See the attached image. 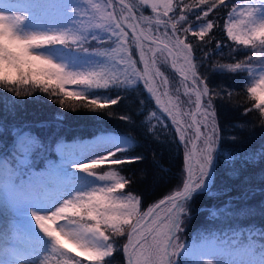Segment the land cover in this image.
<instances>
[{
  "label": "snow or ice",
  "instance_id": "6c2138e0",
  "mask_svg": "<svg viewBox=\"0 0 264 264\" xmlns=\"http://www.w3.org/2000/svg\"><path fill=\"white\" fill-rule=\"evenodd\" d=\"M49 8L56 10L54 15H44ZM261 10L264 0L243 4L234 0H104L103 5L97 0L54 4L0 0V91L34 100L37 93H43L65 111H77L79 102L83 110L114 117L112 106L121 97L105 100L85 90L143 81L171 127L166 121L161 123L166 130L174 129L178 146L183 147L180 183L145 208L131 191L135 181L119 168L143 156L114 159L127 151L121 147L81 162L79 157L92 142L58 140L49 148L32 132L11 128L10 154L0 158V204L11 213L12 244L0 249V264H108L116 252L123 254L126 264H264V243L256 244L250 231L247 243H239V232L232 237L225 232L224 238L216 233L202 235L199 243L190 246L182 242L190 201L200 194L216 195L211 186L221 159L228 166L226 175L241 178L247 186L240 198L251 199L259 191L250 186L251 176L246 173L264 165V145L238 154L222 150L226 140L239 142L236 136L222 135L218 120L220 106H235L236 97L229 88L213 86L212 77L235 73L243 78L252 101L244 114L257 113L253 123H259L264 133ZM222 13L226 20L220 19ZM94 29L103 30L109 38L98 39L91 34ZM217 33L226 34L232 43L218 41ZM238 46L248 50L243 58L236 55ZM89 55L106 58L110 66L69 69L68 60ZM225 55L226 63L221 62ZM161 66L179 79H170ZM11 103L14 111L16 101ZM118 118L131 123L128 115ZM149 132L154 133L151 128ZM118 143L130 141L118 138ZM47 151L59 160L47 158ZM101 165L108 167L98 172ZM260 176L264 178V172ZM87 178H93L88 181L93 187L76 191L54 207L59 199L54 193L75 188ZM230 206L231 200L219 212L230 215ZM245 211L255 213L254 208L241 210ZM212 214L216 216L217 211ZM194 247L202 250L199 255L193 254Z\"/></svg>",
  "mask_w": 264,
  "mask_h": 264
},
{
  "label": "trees",
  "instance_id": "16d2710c",
  "mask_svg": "<svg viewBox=\"0 0 264 264\" xmlns=\"http://www.w3.org/2000/svg\"><path fill=\"white\" fill-rule=\"evenodd\" d=\"M46 1L49 2V0ZM52 1L54 0H50V3H53ZM240 1L234 0L236 3ZM58 2L61 0H55V3ZM72 2L76 3L79 0H72ZM97 2L103 5L104 0H97ZM144 11L145 14L150 13L149 9H144ZM55 12L54 8H49L45 10L44 15L52 16ZM220 19L226 20L227 17L222 13ZM91 34L98 39L109 38L103 30L94 29ZM217 36L218 41L222 40L225 45L232 43L227 39L226 34L217 33ZM218 41H214V43ZM238 48L239 51L236 55L243 58L248 50L243 46H238ZM223 51L227 54V47ZM86 59L93 62L91 70L110 66L108 65L109 61L104 57L89 55ZM221 62H228L227 55ZM162 70L170 79H179L170 68L164 67ZM212 84L213 86L220 84L233 90L236 97L232 102L235 106H220L218 120L222 128V135L225 137L236 136L239 138V142L226 140L222 150L230 154H238L250 148H259L264 145V133L261 132L259 123H253L257 113L244 114V109L250 106L252 101L246 95V82L243 78L235 73H219L212 77ZM85 92L89 96L105 100L121 97L119 103L112 106L111 111L114 112V117L103 112L83 110L79 102H76L77 111H65L58 104L46 99L43 93H37V99L34 100L30 97L16 98L12 93L0 91V129H2L0 131V158L10 154L13 142L10 131L13 127L32 132L49 148L54 141L85 139L101 130L112 131L129 137L131 141L126 146L127 151L117 153V156L113 157L114 159L121 157L131 159L135 156H143V160L120 165L119 168L123 175L131 177L135 181L131 185V191L141 198L145 208L174 191L181 179L183 147L178 146V137L175 136L174 129L166 130L165 124L161 123V121H166L167 126L171 127L170 121L159 111L146 89L143 88V82L123 87H112L107 90L86 89ZM13 100L16 101L14 111L11 103ZM154 112L155 115H153ZM120 115L130 116L131 123L119 119ZM57 116H62L63 119L57 120ZM150 128L154 133L149 132ZM45 156L49 159L59 160V157L52 151H47ZM42 166L43 161L39 167ZM107 167V165H101L97 171H103ZM227 171L228 166L223 159L218 161L215 180L211 186L212 192L216 195L200 194L190 201V215L186 220L185 231L182 233V242L185 245L202 234L210 236L212 233H216L224 237L225 232L233 235L237 230L244 232L239 239L240 243L248 242L247 232L249 231L256 244L264 243V178L260 176V173L264 172V165H257L255 169L246 173L251 176L250 186L259 190L255 196L248 200L240 198L245 194L247 186L241 184V178H229L226 175ZM142 172L144 173L143 178H141ZM77 175L83 176L84 174L78 173ZM92 179L87 178V181H78L77 184L81 186V190H87L92 186L88 182ZM77 184L76 186H78ZM226 189H230V191H226ZM229 200H231L229 208L231 214L219 212V209L225 207ZM249 208H254L255 213L241 212L242 209ZM213 210L217 211L216 216H213ZM10 218L11 213L0 204V249L12 243ZM112 261L113 264H125V258L121 252H116L108 264H112Z\"/></svg>",
  "mask_w": 264,
  "mask_h": 264
},
{
  "label": "rangeland",
  "instance_id": "374dc122",
  "mask_svg": "<svg viewBox=\"0 0 264 264\" xmlns=\"http://www.w3.org/2000/svg\"><path fill=\"white\" fill-rule=\"evenodd\" d=\"M45 2H48V1L45 0ZM52 2L55 3V0ZM48 3H50V0ZM239 3H241V4L245 3V0H241ZM261 13L264 14V10H261ZM135 58L138 59V57H135ZM56 59H59V57H56ZM67 63H68V67L70 70H76V71L91 70V66L93 65V62H90L86 58H83L79 61L68 60ZM108 65H109V63H108ZM161 67L164 69V66H161ZM141 82H143V81H141ZM166 99L167 98H165V100ZM118 138H125L127 141H130L129 137H127V136H122L120 134H113V133H109V132L99 131L95 135H93L92 137H89L86 139L63 140V142H65L67 144H72V143H76V142H86V141L92 142L91 144H89V146L85 152V155L79 157V158L83 159L81 162H84L87 160L95 159L96 157L97 158L101 157V156L106 155L107 153H109L111 151H114L116 148L126 147L130 144V143H128V144L118 143ZM72 170L74 171L75 169L73 168ZM97 183H99V182H97ZM78 186H80V185H78ZM78 186H76L75 188H66V189H63L61 191L54 193L53 194L54 197H57V196L59 197V199H57L56 205H54V207L58 206L62 202L63 199H70L75 194L76 191H81V186L80 187H78ZM93 186L94 185H92L91 187H93ZM30 223L33 226L35 225L34 221H30ZM35 230L37 231V233L39 232L38 229H35ZM235 232L242 233V235L244 234V232H242L241 230H237ZM11 233H12V230H11ZM247 234L249 235V232H247ZM202 235L206 236L205 234H202ZM202 235H199L196 238L192 239L191 241H189V243L187 245L188 246L193 245L194 242L199 243ZM228 236L232 237L231 234H228ZM222 238H224V237H222ZM201 251H202L201 249H196L195 247L193 248V254L194 255H199L201 253ZM125 264H126V261H125Z\"/></svg>",
  "mask_w": 264,
  "mask_h": 264
},
{
  "label": "water",
  "instance_id": "95a60500",
  "mask_svg": "<svg viewBox=\"0 0 264 264\" xmlns=\"http://www.w3.org/2000/svg\"><path fill=\"white\" fill-rule=\"evenodd\" d=\"M126 259V258H125Z\"/></svg>",
  "mask_w": 264,
  "mask_h": 264
}]
</instances>
